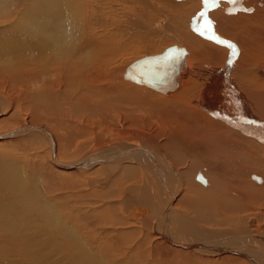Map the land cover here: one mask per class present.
<instances>
[{"label":"bare ground","instance_id":"6f19581e","mask_svg":"<svg viewBox=\"0 0 264 264\" xmlns=\"http://www.w3.org/2000/svg\"><path fill=\"white\" fill-rule=\"evenodd\" d=\"M32 2L34 10L23 23L8 5L0 4V32L5 33L0 39V71L30 79L31 88L40 93L34 94L37 101L30 105L36 119L42 116V108L61 99L84 102L85 93H94L95 85L105 103L104 90L109 85L104 86V73L109 72L110 84H131H120L115 96H109L112 100L147 106L148 116L160 117L154 120L158 129H163L159 121L164 123L166 113L180 125L165 126L171 133L158 142L153 140L157 134L152 130L148 134L131 129L105 132L94 151L73 163L58 160L53 129L24 123L1 132L0 144L21 139L25 133H40L49 149L44 169L38 163L40 157L24 154L26 147L34 146L32 140H22L25 146L20 140L7 149L0 146V181L23 203L25 214L13 229L9 225L16 222L13 212L9 208L0 211V264H60L54 250L57 238L72 254L68 264H126L122 260L130 254L133 242L125 241L124 236L132 238L136 229L107 231L103 226L107 221L113 229L131 222L143 225L165 243L151 242L149 254L167 244L169 264H264V183L258 174H249L252 169L264 177V1L257 6L261 0H218L213 7H205L202 0ZM207 21H211V32L207 31ZM218 40L235 45L236 54L233 56ZM170 50L176 55L161 73L156 62L165 60ZM127 58L131 61L126 67L115 65ZM215 77L218 82L212 91ZM14 104L0 92V115ZM96 110L107 119V111ZM136 111L147 114L139 107ZM16 118L14 109L0 120V129ZM111 162L125 164L121 176L131 182L123 187L120 178L116 188V178L100 187H105L106 196H117L101 205L107 207L110 217L92 223L101 229H89L81 207L73 209L71 203L63 221L55 215L59 214L58 206L49 194L56 188V182L51 183L55 167L67 173L105 168L109 174L106 164ZM42 168L49 172V178L43 176ZM62 177L63 187L65 183L70 189L83 186L78 191L86 198L94 192L103 195L91 179L78 183L70 175ZM172 180L176 183L170 186L168 181ZM162 195L165 204L157 208L152 202ZM177 202L185 212L175 206ZM117 209L120 218L115 214ZM153 209L156 212L151 213ZM72 211L80 213L72 216ZM97 215L102 217L103 209L99 208ZM146 242L144 237L133 244ZM214 255L217 257L212 258Z\"/></svg>","mask_w":264,"mask_h":264},{"label":"rangeland","instance_id":"374dc122","mask_svg":"<svg viewBox=\"0 0 264 264\" xmlns=\"http://www.w3.org/2000/svg\"><path fill=\"white\" fill-rule=\"evenodd\" d=\"M261 1H262V3H257V6L263 5L264 0H261ZM0 4L8 5V10H11L14 14H18L17 21L19 23H23L26 19H28L29 12L34 10V3L32 2V0H0ZM4 34H5L4 32H0V39L5 38V37H3ZM183 46L185 47V45H183ZM130 61H131V59L128 60V58L125 60H122V61L119 60L118 63H116L115 65H118V66L122 65V68H124V67H126V65H128L130 63ZM211 63H212V61H211ZM0 72H1L0 73V92L2 94H4L5 100H7V101L13 100L15 102L14 107L11 110L7 109V111L4 114L1 113L0 120L3 117L8 116V114H10V112L13 111L14 109H15L16 114H17L16 120L13 123L7 125L5 128L0 129V133L5 132L7 130H10L11 128H14V127L19 126V125L24 124V123L43 125L44 127H48L52 132H53V130H55L56 134L54 133V135H55L54 137H55V141H56V154H57V158L59 161H63V162H67V163H71V161H72V163H73L76 160H79L80 158H82L85 155L89 154L90 152L94 151L98 145L97 141L100 140V137L102 138V135L105 134V132L109 133L111 131L137 130V131H141L145 134H148V131L150 132L152 130L151 133L153 132V133L157 134V137L153 138V140L155 139V141L158 142V140L163 139L165 136H167L169 133H171L167 128H165V126L167 127V126L173 125L172 127L178 128V126L180 125V124H176L174 122V119L171 116H169L170 115L169 113H166L167 114L165 116L166 118L165 117L163 118L164 120L166 119L164 121V123L159 121L160 127L163 129L162 130L158 129V124H156L155 121H158L160 119V117L155 115V114H151L148 116L147 106L144 107L141 105L126 104L125 102H122L119 100H112L113 98L111 99L109 96H113V97L115 96L114 95L115 91H116L115 89L118 86H121L124 84L126 86H129L131 84L120 83V82H118V84L117 83H111L110 84L108 81L109 74H110L109 72L104 73V76H106L105 77L106 79L104 78L105 80L103 83H104L105 87L106 86L108 87V85H109V88L106 91H110L112 93L106 92L104 90V93H106V97L108 98L107 101L105 100V103H103L104 97H102V94H99L101 91L99 92L98 89L96 88L97 85H95V88H94V86L91 85V87L94 88V90H92L91 92H94L95 94L91 93L92 94L91 95L90 91L86 92L84 95V97H85L84 99H86V100H84V102H82L80 100L76 101L74 98H72L71 100L70 99H68V100L61 99L59 101L54 102L53 105H49V107L42 108L41 109V111L43 112L42 116H40V119H36L33 115L34 111L32 109H30V105H33V103H35V101H37L34 99V97H35L34 94H40V93L37 90L31 88L30 79L24 78L21 75L17 76L15 73L12 74V72L5 70V69H1ZM113 72H115V71H113ZM120 73H121V70L117 71L116 75H119ZM9 74H10V76H9ZM111 87H113L114 90L111 89ZM107 93H110V94L108 95ZM87 94L90 96H88ZM97 94H98V96L95 97ZM66 102L69 103L71 106L69 104H67ZM83 103H85V104H83ZM69 106L72 108H70ZM106 107H107V109L109 107V109L107 110ZM138 107L141 108L142 110L144 109L147 114L143 115V114L138 113L136 111L138 109ZM100 108H102L105 112L107 111L106 112L107 119H105L103 117L102 112L96 110V109L100 110ZM116 108H118V110H116ZM119 108L127 109L130 111L129 112H122L119 110ZM64 109H66L65 112H64ZM90 109L93 111L92 114H91L92 111H90ZM54 110H55V112H54ZM58 110L60 111V113L58 112ZM70 110H72V111H70ZM56 112H58L59 115ZM61 112H62V115H61ZM55 113H56V115H55ZM97 113L99 115H97ZM108 113H109V115H108ZM36 114L39 116V113H36ZM60 115H61V117L58 118V116H60ZM49 116L51 117L50 119H49ZM15 122H17V123H15ZM140 123L142 126H140ZM58 125H60V126H58ZM176 125H177V127H176ZM56 126H58V127L55 128ZM50 127H53V128H50ZM165 129H166V131H165ZM159 130H161L162 133L159 132ZM177 131H179V133H182V131L180 129H178ZM63 132H65V133L62 134ZM66 135H68L69 138H66L67 137ZM74 135H76V136H74ZM64 136H66V137H64ZM62 137H63V139H62ZM18 140H20V141H18ZM18 140L16 139L15 141H8L6 143H1L0 146L7 149L8 147L10 148V146L13 144V142H16L17 144H18V142H21V145L23 144L22 146H25L24 142L32 140L34 146L33 147L32 146L26 147V150H24L26 152L24 154L26 156H29L31 153H33L34 156L40 157V159H39L40 162H38L40 164V167H43L44 169H45V166L48 167V163H47L48 158L47 157H48V149L49 148H48L47 141L42 136V134H40V133H36V134L25 133L21 136V139L18 138ZM22 140L24 142H22ZM67 140L69 141L70 144H68ZM70 140H71V142H70ZM105 143H106V140H105ZM204 145H205V148H207L208 144L205 143ZM159 147L162 148L160 145H159ZM41 160L44 162H42ZM121 162H124V161H121ZM43 164H46V165L44 166ZM175 164H176L178 170H180V165L177 162H175ZM124 165L125 164H123V163H121V165H120L119 163H116V162H113V163L111 162L110 164L109 163L106 164V168L108 169L109 174L106 172V170H104L105 168L102 170L88 169V170H81L80 172L75 171L76 173L75 172L67 173V172H60L57 169L58 167L57 168L55 167L53 172L55 171L54 173H56L59 171V173H56V176L53 173V175L51 176V178L53 179V180H51V183L54 184L56 182L54 185L56 186L57 189L56 188L54 189V192H53L54 194L49 193V194H51L50 198L53 201H55L56 205L58 206L57 207L55 205L58 208L57 212L59 214L55 213V215H58L59 218L63 221V218H65V216L67 215L65 213L68 212L67 207H69L70 205L73 204V209L74 208L77 209L79 206V207H81L80 208L81 213L85 214L87 216V220L85 222H88L87 226L89 229H95V230L101 229L99 226L94 225L92 223L93 222H99V221H101V219H106L105 217H110V211H107V209H106L107 207H103V206H105V204H104L105 202L116 199L117 196H114L115 198L113 196H109V197L106 196L105 192H104L105 187L103 189H101L100 187L103 186L109 180L110 181L108 183H110V182L114 181L116 178H118V180L116 182H113L115 184V187L118 188V185L116 183H119V179L123 177L121 175L124 174L123 173L124 171H122L126 167V165H125V167H124ZM121 167H122V169H121ZM130 167H131V165H130ZM43 168H42V170H43ZM249 171H250L249 174L255 173V174L260 175L264 179V177L261 174L254 172L252 169H250ZM45 172L47 173V170L44 171L43 176L44 177L46 176L45 178H49V176H50L49 172H48V174H46ZM61 173L63 175H61ZM57 174H59V175H57ZM105 174H108V175H105ZM67 175H70V177H72L71 179H73L74 181L77 180L78 183L80 181L85 182L86 179H91V180L95 181L97 183L96 188H98V189L100 188V190H98V191L101 192L103 195L98 194L97 192H94V193H92L93 195L91 193L88 194L87 197L89 196V198H86L85 195H82L81 191H78V190L83 189V186L80 187L81 189L79 188L78 190H77V187H74V188L71 187L72 189H70L69 184L65 183L66 186L63 187L61 183H63V185H64L65 181H63L61 179L63 178L62 176H67ZM54 176H55V178H54ZM59 176L61 177V179ZM124 178H122L123 183L121 182L122 184L121 183L120 184H121V186L123 185V187H126V185L128 186L131 181H127L126 176H124ZM45 181L49 182L50 180H45ZM172 182L174 183L173 180L168 181L170 186L173 185ZM175 183H174V185H175ZM261 183L263 184L264 180H262ZM71 184H73V183H71ZM199 184H201L203 186L202 183H199ZM257 184H260V183H257ZM41 185H44V183H42ZM140 185H144V183L142 182V183H140ZM207 185L208 184H206L203 187H206ZM67 186H68V188H67ZM134 189H133V192H134ZM97 194L99 195V197H96V196H98ZM93 197H95V198H93ZM99 198H101L103 200V202H98L96 200ZM161 199H162V202H161ZM149 200H151V197H149ZM13 202H15V204H12ZM178 202H181V201L178 200ZM178 202L175 203V206L180 211L182 210L185 212L184 208H181L182 203H178ZM68 203H71V204L69 205ZM152 203L156 204L157 208L159 205L164 206L165 202H164L163 195L161 198L158 197V199L156 201L154 200ZM74 204H75V206H74ZM76 204H78V205H76ZM102 204H103V206H101ZM90 205H92L93 209L91 208ZM23 206H24L23 203L17 197H15V195L13 193H10L9 191H7L4 187V185L2 184V182L0 181V211H4L5 208H9L13 212V217L16 219V222L9 224L13 227V229H15L18 225H20V220L23 217H25V214L23 213ZM85 206H87V207H85ZM156 207H154L155 210L157 209ZM99 208L103 209L104 215L102 217H99L97 215ZM154 209L152 210L151 213H154V211H155ZM84 211H87V212H84ZM117 211H118V209H117ZM117 211H115V214L118 218H120L121 213L119 211L118 212ZM79 213H80L79 211H72L71 215L77 216ZM94 215H97V216L94 217ZM152 215H154V214H152ZM125 218H126V220L131 219L133 221H138V218H134L131 216L130 217L125 216ZM140 219H141V221H144L146 219V217L144 216V218H140ZM82 220L84 222L85 219H82ZM52 222H54V220ZM110 224L111 223L107 221V223L105 225H103L105 227V230H107V231H110V230H112V231L113 230L127 231V230L136 229L135 234L131 235L132 238H129L126 235L124 236L125 241H132L134 243L136 241L142 240L144 237L148 238V242H146L145 244L143 243V245H141V246H137L136 244L132 243V245H130L131 248L129 249L130 254H128V256L124 257L122 262H124L126 264H147V263L148 264H159V263L164 264L166 262V264H169L168 260L170 257H167V256H170L171 250H169L170 247H168L167 244L165 247H158L160 250L158 248L155 249L156 253L158 254V252H159L160 254H158V255L156 253H154L152 255L149 254V250L151 249L150 246H152L151 244H153L155 241L159 242V240H160L161 243H163V244H165V243L160 238H157L156 235L152 236L151 232H148L149 230L147 231L146 229H144L143 225H141L140 223L136 224L135 222H131L128 225H124V226L117 225V229H113L110 227ZM139 225L142 227H139ZM8 226L5 227V231L7 230ZM67 230H70V229H66V231ZM3 237H6V236H3ZM99 238H101V237L99 236ZM151 242H153V243H151ZM67 247L68 246L66 244H64V242L60 238H57V240L54 242V250L56 253L55 257L57 259H59L60 264H68L69 259L72 257V254H71L70 250L67 249ZM177 248H179V247H177ZM180 249H183V248H180ZM162 252H164V253H162ZM179 252H181V251H179ZM167 254H169V255H167ZM198 255L202 256L200 253H198ZM153 256H155V260H153L154 259ZM204 256H206V255H204ZM207 257H209V255ZM215 257H217V256L214 255L212 258H215ZM157 261H158V263H157Z\"/></svg>","mask_w":264,"mask_h":264},{"label":"snow or ice","instance_id":"6c2138e0","mask_svg":"<svg viewBox=\"0 0 264 264\" xmlns=\"http://www.w3.org/2000/svg\"><path fill=\"white\" fill-rule=\"evenodd\" d=\"M203 4L205 5V7H213L215 6L217 3H218V0H202ZM201 16H204L205 13L204 12H201L200 13ZM207 31L208 32H211V21H207ZM205 33L204 32H201V35H204ZM210 39H217L215 36H210L209 37ZM219 43H222V44H226L230 49H231V54L234 56L236 54V48H235V45L231 44L230 42L228 41H225V40H218ZM176 54L175 53H171L168 57L165 58V60H161V61H157L156 63L158 65H160L159 67V71L161 73L165 72V67L164 65L166 64V62L168 60H171L174 58ZM198 179L201 180V182H204L206 183V181L203 180L202 177H198Z\"/></svg>","mask_w":264,"mask_h":264},{"label":"crops","instance_id":"0c3cea01","mask_svg":"<svg viewBox=\"0 0 264 264\" xmlns=\"http://www.w3.org/2000/svg\"><path fill=\"white\" fill-rule=\"evenodd\" d=\"M216 79H217L216 77L214 79H212V84L210 85V86H212V91H213L216 83L218 82V79H217V81H216ZM221 121L224 122L225 124L229 125V123L226 120H224L223 118H221ZM260 178L263 180V178L261 176H260Z\"/></svg>","mask_w":264,"mask_h":264},{"label":"water","instance_id":"95a60500","mask_svg":"<svg viewBox=\"0 0 264 264\" xmlns=\"http://www.w3.org/2000/svg\"><path fill=\"white\" fill-rule=\"evenodd\" d=\"M167 52V51H166ZM170 52H171V50L166 54L167 56H169L170 55Z\"/></svg>","mask_w":264,"mask_h":264}]
</instances>
